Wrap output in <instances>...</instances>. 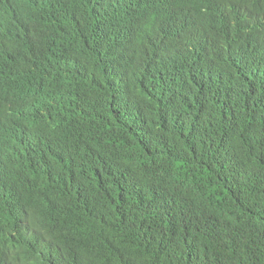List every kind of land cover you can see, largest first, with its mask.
<instances>
[{
	"label": "trees",
	"instance_id": "trees-1",
	"mask_svg": "<svg viewBox=\"0 0 264 264\" xmlns=\"http://www.w3.org/2000/svg\"><path fill=\"white\" fill-rule=\"evenodd\" d=\"M61 3L0 0V264H264V0Z\"/></svg>",
	"mask_w": 264,
	"mask_h": 264
},
{
	"label": "clouds",
	"instance_id": "clouds-1",
	"mask_svg": "<svg viewBox=\"0 0 264 264\" xmlns=\"http://www.w3.org/2000/svg\"><path fill=\"white\" fill-rule=\"evenodd\" d=\"M36 10L38 11L39 15L42 18L49 17V14H46V12L49 10L48 8H44V5L49 2L50 6H55V7H61L62 8V3L61 0H32ZM61 17L68 18L69 15L68 13L61 12L60 15ZM163 16V15H162ZM185 22V20H184ZM183 22V23H184ZM17 30V29H16ZM20 35L22 36V32L17 30ZM248 40L250 44L253 46L251 49V52L256 58V62L254 63V67L260 70V74L264 78V14H260L255 16L251 22L249 23V33H248ZM155 79L159 81L158 86L163 88L164 83H163V77H164V72H152L151 73ZM47 83V81H46ZM154 85V84H152ZM21 143L23 144L25 151H24V159L19 171V174L24 172V170L37 162L36 156L32 152V146L27 144L24 139L20 140ZM30 228L25 227L22 231L24 233L29 232Z\"/></svg>",
	"mask_w": 264,
	"mask_h": 264
},
{
	"label": "bare ground",
	"instance_id": "bare-ground-1",
	"mask_svg": "<svg viewBox=\"0 0 264 264\" xmlns=\"http://www.w3.org/2000/svg\"><path fill=\"white\" fill-rule=\"evenodd\" d=\"M54 7V14L56 15V16H59L60 15V13L61 12H63L65 9H63V8H61V7H55V6H53ZM48 79H45V81H47Z\"/></svg>",
	"mask_w": 264,
	"mask_h": 264
}]
</instances>
